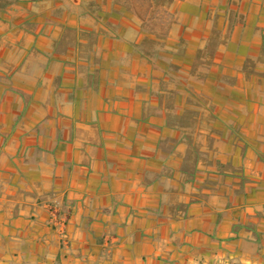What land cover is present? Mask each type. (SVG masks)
Here are the masks:
<instances>
[{
  "label": "crops",
  "instance_id": "0c3cea01",
  "mask_svg": "<svg viewBox=\"0 0 264 264\" xmlns=\"http://www.w3.org/2000/svg\"><path fill=\"white\" fill-rule=\"evenodd\" d=\"M163 2L178 13L154 55L123 0L0 1V264H264V78L247 74L264 0ZM233 6L243 25L204 75L212 109L191 137L165 73L188 71Z\"/></svg>",
  "mask_w": 264,
  "mask_h": 264
},
{
  "label": "rangeland",
  "instance_id": "374dc122",
  "mask_svg": "<svg viewBox=\"0 0 264 264\" xmlns=\"http://www.w3.org/2000/svg\"><path fill=\"white\" fill-rule=\"evenodd\" d=\"M154 9H158L157 12L153 13L152 11V19L150 20H154L149 22V27L145 30L147 31H151V30H155L156 32H153L156 35V43H150V42H145L144 44H142V47L146 50L149 49V51L151 49H154V55L157 51H162L164 52H169L168 48H166V38L167 35L169 33V29L171 27V24L173 23L174 19H175V15L178 13V10L176 9L175 11H172L170 9V6L167 5L166 3L163 2V0H154ZM213 9V8H211ZM228 9L231 10V17H233V13L234 11H237V14L234 15V22L233 21H218L217 18L219 17L220 14L217 13L210 16L207 21V25H209V29H210V33L208 37H203L201 40V42H203L204 38L206 40L204 45H207V43H210V47L209 49L206 48L205 49V55H201V56H195L194 61L192 62V66L191 68H188L189 70H185L184 69H180L177 68L176 65L173 64V62L171 61V65L170 68L168 69L167 73H165V93H163V103L167 106H172L175 99L177 100V94L179 91L178 88L181 87V89H184V92L180 93V96L178 95V98L181 99L182 103H179L176 106V110L178 109L183 110L182 104L183 102L185 103V107H184V115L181 118H176L174 115V113L170 114L171 115V120H175L178 123H182V124H187V123H191V121L194 123L195 121L193 119H191L192 115H196L197 113L200 112H204L205 110L208 109H212V105H208V97L207 93L204 90V75L205 73L207 74L209 72V70H213V62H214V58L215 55L217 54V51L219 50V45L223 42H225L227 40V38L229 37V33L231 32L232 26L231 24L233 23V27L235 25H243V21L241 20V18L239 17L240 15L239 13V8L238 10H236V7H228ZM213 13V12H212ZM241 13V12H240ZM239 15V16H238ZM150 17V18H151ZM156 17V19H155ZM165 32H166V36H165ZM212 39V40H211ZM217 41H220V43L217 46V50L215 52V54L213 56L210 55V49L212 50V48L215 46V44L217 43ZM186 44H185V40L180 39L179 42L176 44L175 46V50H172L171 54L176 53L178 55H182V49H186ZM201 49V48H200ZM200 49H198V52L200 51ZM172 57V56H171ZM264 61V54L261 55H257L254 58H249V64H250V71H247V74L251 72V74H255L256 78H264V72H259L256 71L253 73L254 69H253V65H255V63H262ZM248 62V61H247ZM253 64V65H252ZM223 72L224 74L222 75L223 77V81H225L226 83H232L231 78L232 76H229V74L227 73V69L223 68ZM159 71H161V69H159ZM263 83L259 82L258 86H261ZM170 85V86H169ZM221 90V89H220ZM188 111V112H187ZM172 120V121H173ZM191 123V130L189 131V136L191 137H195V129L197 128V123ZM193 128V130H192ZM198 136L196 137V143H199L200 141L197 140ZM191 142H193V140H191ZM194 151V150H193ZM207 264H217L216 262H211V261H207Z\"/></svg>",
  "mask_w": 264,
  "mask_h": 264
},
{
  "label": "trees",
  "instance_id": "16d2710c",
  "mask_svg": "<svg viewBox=\"0 0 264 264\" xmlns=\"http://www.w3.org/2000/svg\"><path fill=\"white\" fill-rule=\"evenodd\" d=\"M123 1L128 6V8L132 9L141 18V20L143 21L142 23H143V27L144 28L147 29L149 27L148 23L151 22V21H154V20H150V19H152V17L151 18L149 17L147 19V15L150 12H152L153 9H154L153 8L154 7L153 0H123ZM157 10L158 9H156V10L154 9L153 13L157 12ZM231 26L233 27V23L231 24ZM150 32L153 33V32H156V31L155 30H151ZM165 36H166V32H165ZM156 40H157L156 38L146 37L142 44H144L145 42L156 43ZM210 43L211 42L207 43V45H205V47L209 49ZM219 43H220V41H217V43L212 48V50L210 49V51H211L210 55L211 56H213L215 54V52L217 50V46H218ZM205 47L201 48L200 51L197 52L196 57L197 56H201V55H205V49H206ZM194 153H195V155H188V156L185 157V159L183 161V165L181 167L183 172L185 171L187 173L194 174L197 171L196 167L193 165L194 163L192 164V161H191L192 156L193 157H195V156L197 157V154H198L197 150H194ZM245 226L247 227L248 225H245ZM257 244L258 243L255 242V243L252 244V246H254V248H255V246H257Z\"/></svg>",
  "mask_w": 264,
  "mask_h": 264
},
{
  "label": "built area",
  "instance_id": "2783aa9c",
  "mask_svg": "<svg viewBox=\"0 0 264 264\" xmlns=\"http://www.w3.org/2000/svg\"><path fill=\"white\" fill-rule=\"evenodd\" d=\"M51 215H52V217H53V222H55V224L58 226L59 224H61V222H60V220L58 219V216H57V213H56V211H55V209H54V207L52 208V210H51Z\"/></svg>",
  "mask_w": 264,
  "mask_h": 264
}]
</instances>
